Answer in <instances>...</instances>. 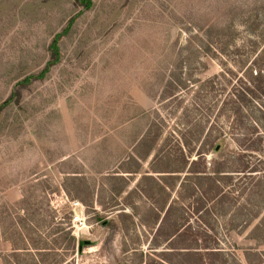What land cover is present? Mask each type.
I'll return each instance as SVG.
<instances>
[{
  "label": "rangeland",
  "instance_id": "374dc122",
  "mask_svg": "<svg viewBox=\"0 0 264 264\" xmlns=\"http://www.w3.org/2000/svg\"><path fill=\"white\" fill-rule=\"evenodd\" d=\"M251 69L264 76V0H0V264H199L186 246L207 241L224 254L215 264H264V97L241 89ZM147 132L157 150L143 167L131 143ZM116 138L133 192L85 206L68 247L77 200L64 174L92 184ZM159 211L165 223L149 224ZM174 230L184 238L167 243Z\"/></svg>",
  "mask_w": 264,
  "mask_h": 264
},
{
  "label": "crops",
  "instance_id": "0c3cea01",
  "mask_svg": "<svg viewBox=\"0 0 264 264\" xmlns=\"http://www.w3.org/2000/svg\"><path fill=\"white\" fill-rule=\"evenodd\" d=\"M115 139V138H114ZM116 142H114V145H116L119 149L117 154L113 155V158L108 160H103L102 162L97 161L98 164L96 162H93L95 165L100 166L102 168L101 172H95L93 173V178L91 177V180L93 181L92 184H87V181L89 178L88 174H86L83 170L79 171V172H75V173H71V174H64L66 177H71L72 180H70L71 182V186L72 188L67 187L66 185L61 186V190L64 193V195L68 196L71 200H77L78 202H80L84 208L85 206L87 207H94L96 209H106V208H110V203L112 204H119V201L114 200L115 198H119L121 195H126L129 193H132V187L130 182L129 177H132L134 173L133 170H129V157H127V159H119L122 157L127 156V153H121V148H124L122 145V142L120 141V139L115 140ZM132 144V148H134L135 150H137L135 156L134 153L132 154L133 157L137 158V160L142 163L143 167L147 166L150 167L152 165V163L150 162L151 159L153 158V156L155 155V152L157 150V143L154 140V138L152 137L151 133L147 132L146 134L143 133L141 136H135L133 138V142ZM125 149V148H124ZM83 150V148L81 149ZM91 149H88V151ZM85 150H83L82 152H84ZM65 157H69V156H65ZM63 158V160H66L67 158ZM84 156L80 155V157H77V161H79V163H81L82 168H89V160H87ZM119 159V160H118ZM108 161V163L106 162ZM86 162V163H85ZM91 164V162H90ZM126 167V168H125ZM110 169H114L117 168L118 172L117 173H113V174H109L108 170ZM153 174L156 175H169L166 171L164 170H156L153 171ZM138 173V172H137ZM151 172L145 174V178L148 185H150V188H148V193L146 194V198L148 197V199L145 198V195H142L143 199H145V201H147L150 206H152L153 204L150 202V200H153V196L152 193L149 190H153L152 189V185H153V178H151ZM96 177L99 178H103L102 182H98L96 183L95 179ZM68 181V180H67ZM66 181V182H67ZM117 182H120L122 184L121 190L117 191L114 187ZM85 183L88 187L85 186ZM103 184V186L101 185ZM90 186V187H89ZM124 186V187H123ZM87 190L88 194L85 197L84 192L82 190ZM79 193L80 196H77L76 193ZM120 200V199H119ZM122 205L125 203V201L123 202L122 199ZM114 205V206H115ZM118 206V205H117ZM117 206L113 207V208H117ZM171 206V202L170 201H166L164 204H162L160 206V210H163L162 212H169L168 209H170ZM129 208V205H126V209ZM161 211L158 212V214L155 216V219L152 218V221H148L149 224H154L155 226L157 225H161L163 223H165V218H161L160 214L162 213ZM126 213V212H124ZM166 213V214H167ZM168 222V221H167ZM114 223V222H111ZM73 234V233H72ZM74 237V234H73ZM75 238H77L75 236ZM174 238V239H173ZM78 239V238H77ZM76 239V240H77ZM171 241V243L175 241V237H171L169 232L167 233V243H169ZM81 241L78 242V246L79 243ZM77 244V243H76ZM175 245H173V248Z\"/></svg>",
  "mask_w": 264,
  "mask_h": 264
},
{
  "label": "trees",
  "instance_id": "16d2710c",
  "mask_svg": "<svg viewBox=\"0 0 264 264\" xmlns=\"http://www.w3.org/2000/svg\"><path fill=\"white\" fill-rule=\"evenodd\" d=\"M79 1H82V0H79ZM53 47H56V45L54 44ZM49 68L50 66H48V68L46 69L45 73H43L41 78H44L46 76V73L49 70ZM262 70L263 69H259V72L256 73L255 76L253 75L252 69L250 70V87H248L246 83H243L244 87H241L242 91L254 93V90H255L260 93L261 98L264 97V76L262 75V72H261ZM251 84L254 85V88H255L254 90H251ZM239 94L243 95L244 92L239 91ZM255 97H258V96L255 95ZM222 197H224L222 190H220L219 192H216L215 199L216 198L220 199ZM202 209H203V206L199 207L197 209V212L200 213ZM169 234L171 237H175V242L183 239L185 236V234L180 233L179 230H176V231L174 230L172 232H169ZM67 236L68 237L66 238L69 243L68 247H70L71 245V247L75 249V246L77 243L76 238L71 235V232H68ZM204 237H205V241L210 240V234H208V231L205 232ZM198 247L199 246H197V244L187 245L185 249L187 252L183 256L186 258H189V260L191 259L193 261H199V264H215L216 259L219 260V262L223 260V256H224L223 252L221 250L219 251L218 248H212L208 241L206 242L205 246H202L200 248L201 251L199 252H198V249H199ZM174 249H180V248L175 247ZM202 250L204 251V254L201 253ZM178 255H181V254H178Z\"/></svg>",
  "mask_w": 264,
  "mask_h": 264
},
{
  "label": "built area",
  "instance_id": "2783aa9c",
  "mask_svg": "<svg viewBox=\"0 0 264 264\" xmlns=\"http://www.w3.org/2000/svg\"><path fill=\"white\" fill-rule=\"evenodd\" d=\"M69 205L72 211L73 234L79 239L83 234V231L87 228L85 208L78 201H69Z\"/></svg>",
  "mask_w": 264,
  "mask_h": 264
},
{
  "label": "water",
  "instance_id": "95a60500",
  "mask_svg": "<svg viewBox=\"0 0 264 264\" xmlns=\"http://www.w3.org/2000/svg\"><path fill=\"white\" fill-rule=\"evenodd\" d=\"M218 150H219V148H217V151H218ZM107 224H108V221H107V222H104V223L102 224V226L105 227ZM90 245H92V242H91V241H81V242L79 243V252L82 251V249L84 248V246H90Z\"/></svg>",
  "mask_w": 264,
  "mask_h": 264
}]
</instances>
